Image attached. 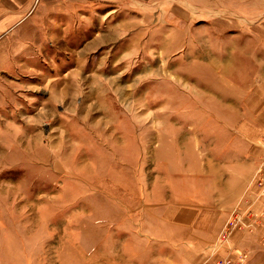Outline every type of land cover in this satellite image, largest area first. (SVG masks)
Here are the masks:
<instances>
[{
    "label": "rangeland",
    "instance_id": "rangeland-1",
    "mask_svg": "<svg viewBox=\"0 0 264 264\" xmlns=\"http://www.w3.org/2000/svg\"><path fill=\"white\" fill-rule=\"evenodd\" d=\"M36 21L0 70V264H167L150 241L168 202L160 176L208 161L218 112L257 82L264 0H135ZM263 231L264 159L207 263L245 264L235 235Z\"/></svg>",
    "mask_w": 264,
    "mask_h": 264
},
{
    "label": "crops",
    "instance_id": "crops-1",
    "mask_svg": "<svg viewBox=\"0 0 264 264\" xmlns=\"http://www.w3.org/2000/svg\"><path fill=\"white\" fill-rule=\"evenodd\" d=\"M130 1L135 0H0V70L11 65V57L21 48L14 40L16 36L37 22L40 14L49 11L98 16L104 8L119 11ZM257 37L264 40V36ZM253 64L257 82L250 84V80L243 79L240 88H251L239 98L240 106L221 108L219 122H215L211 133L206 132L208 161H193L192 172L160 176L169 193L168 202L157 205L164 206V215L159 219L160 236L153 234L150 241L158 247L159 258L166 257L163 260L167 264H208L209 247L246 194L264 159V63L257 58ZM207 113L214 119L213 111ZM204 167L206 173H202ZM260 236L264 231L235 235L236 247L246 256L245 264H264V238Z\"/></svg>",
    "mask_w": 264,
    "mask_h": 264
},
{
    "label": "built area",
    "instance_id": "built-area-1",
    "mask_svg": "<svg viewBox=\"0 0 264 264\" xmlns=\"http://www.w3.org/2000/svg\"><path fill=\"white\" fill-rule=\"evenodd\" d=\"M235 218H236L237 220H239V219H240V216L236 215ZM229 224H233V222L230 221ZM229 224H228V225H229ZM228 225L226 226V228H224V229H225V232L228 230ZM222 237L225 238V237H226V234H223ZM220 262H224V263H222V264H230L229 258L222 259V261H220Z\"/></svg>",
    "mask_w": 264,
    "mask_h": 264
}]
</instances>
